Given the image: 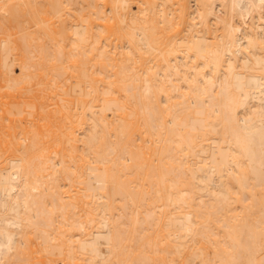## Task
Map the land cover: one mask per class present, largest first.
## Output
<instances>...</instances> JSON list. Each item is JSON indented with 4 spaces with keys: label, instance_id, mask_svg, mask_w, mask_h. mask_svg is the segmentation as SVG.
Returning a JSON list of instances; mask_svg holds the SVG:
<instances>
[{
    "label": "bare ground",
    "instance_id": "6f19581e",
    "mask_svg": "<svg viewBox=\"0 0 264 264\" xmlns=\"http://www.w3.org/2000/svg\"><path fill=\"white\" fill-rule=\"evenodd\" d=\"M0 264H264V0H0Z\"/></svg>",
    "mask_w": 264,
    "mask_h": 264
}]
</instances>
